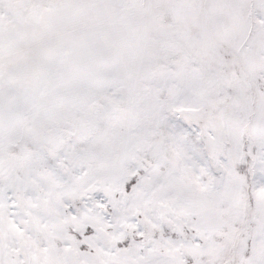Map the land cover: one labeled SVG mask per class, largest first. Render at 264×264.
Returning <instances> with one entry per match:
<instances>
[{
  "label": "snow or ice",
  "instance_id": "snow-or-ice-1",
  "mask_svg": "<svg viewBox=\"0 0 264 264\" xmlns=\"http://www.w3.org/2000/svg\"><path fill=\"white\" fill-rule=\"evenodd\" d=\"M0 264H264V0H0Z\"/></svg>",
  "mask_w": 264,
  "mask_h": 264
}]
</instances>
